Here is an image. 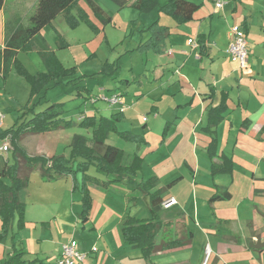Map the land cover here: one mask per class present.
Masks as SVG:
<instances>
[{
    "label": "crops",
    "instance_id": "obj_1",
    "mask_svg": "<svg viewBox=\"0 0 264 264\" xmlns=\"http://www.w3.org/2000/svg\"><path fill=\"white\" fill-rule=\"evenodd\" d=\"M8 1L0 10V24L4 29L0 50L4 49L7 38L5 27L9 15ZM32 1L31 4L36 7L39 0ZM224 2V11L216 10L214 0L199 3L201 8L195 13L193 20L184 24H178L172 17L160 14L157 21L169 29V37L165 40L162 53L148 52L153 54L148 55L150 58L147 56L146 66L148 63L151 65V93L157 95L149 110L156 114L160 126L165 128L169 124L164 146L169 148L167 150L178 153L182 160H174L163 169L168 176L176 172L171 174L172 177L166 183L158 174L152 173L160 183L156 190L177 181L165 195V200L174 198L177 205L161 209L160 213L164 215L162 218L168 225L165 230L171 229L172 233L168 236L166 231H162L157 237L156 245L163 246L170 236L174 237L172 241L178 240L181 244L169 249H159L150 257L144 258L140 249L126 244L116 233L118 228L121 231L123 220L129 214L119 219L113 218L106 211V226H93L90 229L98 232V239H105L103 245L96 243L90 250L84 251L77 242L79 250L88 255L89 264H136L137 259L141 264H251L252 261L253 264H264V175L261 171L264 165V0ZM206 3L210 5L208 11L204 12ZM11 15L12 23L26 27L21 23L17 12L13 11ZM231 26L240 27L247 35V73L226 53ZM200 36L205 37L206 49L200 47ZM192 39L197 41V49L188 45V41ZM223 95L226 96L227 105L223 120L213 132H208V112L220 105ZM123 115L126 118V114ZM213 138L217 140L215 152L218 158L215 162L221 161L223 157L229 159L232 163L230 171L212 173L214 161L208 150ZM46 154L43 156H53L52 151ZM182 169L184 170L180 176L178 173ZM143 170L144 165L142 172ZM201 170L204 177L209 176L211 179L212 188L209 184L205 187L206 190L198 187L197 176ZM38 171L40 172L34 171V174ZM139 174L137 177H140ZM68 178L70 177L56 181L55 185L64 180L68 190ZM106 179L112 180V177ZM124 183L122 182L124 197H121V201L130 204L136 200H132L131 196L137 194V188L130 190ZM183 183L188 192L180 195L175 189ZM119 185L121 184L110 186L106 189V194L112 191V187ZM234 188L240 192L239 195L233 191ZM27 189L24 195L26 198ZM220 189L227 190L232 195L231 198L211 201L220 193ZM25 204L26 228L17 235L16 241L17 248L24 249L29 254L30 250L23 246V241L28 238L26 233L31 229L37 230V227L40 230L45 227L50 230L51 223L58 219L54 215L48 223L42 219L35 222L29 218L27 200ZM38 215L41 217V214ZM204 215L209 217L206 223L202 219ZM192 216H196L195 219ZM190 220H198L197 225H191ZM92 223L90 216L89 221L82 225L83 229L89 228ZM177 226L178 234L177 231L173 232ZM193 227L202 228V232L196 230L201 236L197 237ZM113 230L114 238L111 236ZM107 233L110 236L106 241ZM125 247L130 251L127 252ZM9 248L11 249L10 241L9 247L4 242L0 243V264L10 255L11 252L6 257ZM60 253L61 248L56 260Z\"/></svg>",
    "mask_w": 264,
    "mask_h": 264
},
{
    "label": "rangeland",
    "instance_id": "obj_2",
    "mask_svg": "<svg viewBox=\"0 0 264 264\" xmlns=\"http://www.w3.org/2000/svg\"><path fill=\"white\" fill-rule=\"evenodd\" d=\"M94 1L112 17L111 24L105 26L102 20L91 11L87 2L79 0L78 7L85 11L87 18L79 20L78 24L72 27L64 15L58 16L53 25L46 26L41 35L36 38L35 48L21 52L18 56L17 61L24 70L31 75H36L46 72L40 51L50 49L55 52L57 59L65 68H75L76 74L73 77L63 79L58 84L50 83L33 97L30 83L16 68L12 70L6 82L0 77V111L5 116L3 130L12 128L17 121L21 124L31 119V110L38 113L54 103H62L64 113L61 117L67 121L72 120L73 123L70 126L49 134L26 133L21 137L19 145L30 156L45 155L52 151L53 155H63L68 158L71 151L70 144L75 135L84 136L90 141L94 138L93 128L78 125L81 115L95 117L98 122L101 117L111 118L113 114L122 113L121 110H124L126 118L123 117L117 123L118 132L110 133L106 142L128 154H136L144 161V170L142 172V166L139 172L140 177L126 179L124 184L133 190L146 179L156 178L153 175L157 174L166 183L176 172L168 176L163 169L174 160L176 162L182 160L178 153L167 150L169 148L164 146L168 134L164 136V126H160L161 123L157 120L156 114L149 110L157 97L151 93V65L148 63L146 66L147 56L153 53L148 54L138 50L141 42H146L150 37V34L144 32L145 28L159 20L160 15L157 11L144 14L131 6L119 10L111 0ZM190 1L199 4L205 0ZM31 3H33L32 0H9L7 21L12 20L11 12L15 11L20 15L21 23L26 27L31 25L30 18L36 10L35 5ZM161 3H164V0ZM209 5L210 3H206L204 12L208 11ZM73 15L76 16L77 11H74ZM3 30L0 24V49ZM114 95L121 97L122 104L111 108L103 97ZM123 133H129L132 139L124 138L120 135ZM4 142L10 145V149L7 152L0 151V168L5 163L11 166L15 162L10 140ZM4 142L0 141V149ZM170 159L172 160L168 162ZM183 170L179 171L180 176ZM261 171L264 175V165ZM24 174L25 171L22 170L20 175ZM88 175L99 178L101 182L107 181L95 167L90 168ZM77 178L80 182L82 173H79ZM197 182L200 190L203 188L206 190L205 187L208 184L212 188L211 179L209 176L204 177L202 170L197 176ZM65 183L64 180L58 185H55L56 182H45L39 171L32 174L27 198L26 196L23 198L24 201L27 200L29 218L34 219L35 222L42 219L48 223L55 215L58 220L51 223L50 230H46V227L40 230V227H37V230L31 229L26 233L25 236L28 238L24 237L23 246L30 250L26 256L29 260L39 258L47 264H55L61 246L70 240H76L84 251L90 250L96 243L103 245L105 239H98V232L90 229L93 226L98 228L106 226V211L110 212L113 218L119 217V219L125 214L136 218L152 217L149 199L142 185L136 190V200L125 204L121 201V197H124L122 184L112 187V191L107 194L108 187L102 186L103 184H90L93 204L90 216L93 223L89 228L83 229L79 222L82 195L79 191L73 192L72 177L68 178V190ZM175 191L185 195L188 189L183 183ZM233 191L236 195L240 193L235 188ZM200 196L202 197V193ZM38 214H41V217ZM34 215L36 216L32 217ZM192 217L195 219L196 216ZM207 217L202 216L204 223L208 221L209 217ZM190 222L191 225L194 223L197 225L198 220L196 222L190 220ZM201 229L194 228L197 237L201 236V233L196 230ZM111 232L114 238V230ZM110 233L105 235L106 241ZM116 233L122 240V229L120 231L118 228ZM3 242L9 247V240ZM10 250L9 248L6 257ZM125 250L130 251L128 247H125ZM143 262L145 263V260ZM136 264H141V261L137 259Z\"/></svg>",
    "mask_w": 264,
    "mask_h": 264
},
{
    "label": "trees",
    "instance_id": "obj_3",
    "mask_svg": "<svg viewBox=\"0 0 264 264\" xmlns=\"http://www.w3.org/2000/svg\"><path fill=\"white\" fill-rule=\"evenodd\" d=\"M91 11L98 16L103 24H111L113 19L110 17L94 0H85ZM119 10L131 6L141 13L165 14L172 17L178 24L188 23L193 20L195 13L201 8V4L194 3L190 0H111ZM6 0H0V10L4 8ZM79 0H39L35 13L30 18L31 25L27 27L20 26L19 23L7 21L6 32L7 38L4 49L0 50V77L6 82L14 68L17 69L30 83L31 96L41 92L50 83L58 84L61 80L73 77L76 74L75 68L67 69L57 59L55 52L50 50L40 51V57L46 67L45 73L36 75L29 74L19 64L18 56L21 52L32 50L36 45V38L41 35L42 30L57 19L58 16L64 15L70 26L75 27L79 20L87 18L84 10L78 7ZM77 11L74 16L73 12ZM88 20V19H87ZM144 32L150 34L146 42H141L138 50L141 52L162 53L165 40L169 37V29L154 22L146 27ZM201 49H206L205 37H199ZM227 109L226 96L223 95L220 105L212 108L208 112V121L206 130L213 132V129L223 120V114ZM32 111V118L19 124L17 121L10 129L3 130L0 128V141L10 140L14 154L15 162L9 166L5 163L0 168V243L9 240L11 253L5 259L3 264H47L43 259L26 258L28 253L24 249L17 248L16 237L26 228V204L24 201L25 191L30 184V176L40 170L41 178L45 182H56L64 177H72L73 192L79 191L82 195V210L80 212L79 222L85 225L93 208L90 184L106 186L122 184L126 179L137 177L141 171L144 161L136 154L131 155L122 149L107 144L110 133L118 132L117 123L124 117L123 113L113 114L111 118L101 117L96 122L95 117L86 116L85 119L78 122L79 126L93 128L94 138L90 141L88 138L75 135L71 141L70 155L66 158L63 155L53 156H30L19 145L21 137L26 133L35 135L49 134L56 130L66 129L73 122L65 120L62 116L63 104L54 103L44 111L36 113ZM169 124L164 128V136L169 132ZM128 134V135H127ZM124 138L131 140L129 133L120 134ZM91 142V144H90ZM216 138H213L209 154L214 161L212 163V173H223L230 171L232 163L227 158L215 162L216 158ZM91 167L106 178L112 177V180L101 182L97 177L88 175ZM24 170L22 176L20 172ZM82 173V180L78 181V174ZM172 182L166 187L155 190L160 185L157 178H151L141 185L146 196L149 198L153 216L148 219H139L127 215L122 223V237L126 244L140 249L144 258H148L159 249L173 248L181 242L170 238L163 243V246L156 245L158 235L162 231L171 234V229L165 230L167 224L162 218L161 209L165 202L167 191L176 184ZM227 190L220 189V193L215 195L211 201L227 200L231 198ZM136 197L131 196L134 200ZM178 234V226L173 232ZM169 236V235H168ZM167 236V237H168ZM178 236V235H177ZM180 240V238H179Z\"/></svg>",
    "mask_w": 264,
    "mask_h": 264
},
{
    "label": "built area",
    "instance_id": "obj_4",
    "mask_svg": "<svg viewBox=\"0 0 264 264\" xmlns=\"http://www.w3.org/2000/svg\"><path fill=\"white\" fill-rule=\"evenodd\" d=\"M214 5L217 11L223 10L225 6L224 0H215ZM229 44L226 50L229 58L239 64L240 69L247 73L249 72V43L247 40V35L244 30L238 26H231L228 33ZM188 45L192 49H197L199 47L196 40H189ZM172 54V52H169ZM108 103L109 106L115 107L118 104H122V99L120 96H111L103 97ZM124 112V110H121ZM87 115H81L79 120L85 119ZM4 114L0 111V128L3 126ZM146 119V118H145ZM10 149V145L7 142H4L1 147V151L7 152ZM177 205V201L174 198L166 200L162 204V209H169ZM55 264H89L88 255L82 253L79 250L78 243L75 240H70L69 242L61 246L60 256L57 258Z\"/></svg>",
    "mask_w": 264,
    "mask_h": 264
}]
</instances>
